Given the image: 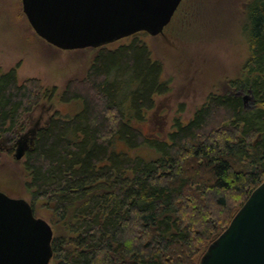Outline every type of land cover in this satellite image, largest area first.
<instances>
[{
	"label": "trees",
	"instance_id": "trees-1",
	"mask_svg": "<svg viewBox=\"0 0 264 264\" xmlns=\"http://www.w3.org/2000/svg\"><path fill=\"white\" fill-rule=\"evenodd\" d=\"M246 16L243 76L166 139L138 124L168 88L146 44L103 47L66 85L62 101L82 109L41 125L24 156L34 212L45 200L59 224L50 264H198L229 226L264 181V0H247ZM54 90L19 82L16 68L0 74V142L14 144L18 131L6 132ZM146 145L155 157L132 152Z\"/></svg>",
	"mask_w": 264,
	"mask_h": 264
},
{
	"label": "rangeland",
	"instance_id": "rangeland-1",
	"mask_svg": "<svg viewBox=\"0 0 264 264\" xmlns=\"http://www.w3.org/2000/svg\"><path fill=\"white\" fill-rule=\"evenodd\" d=\"M247 0H183L172 21L166 26V37L139 32L136 35L104 45L116 49L134 40L151 49L153 59L162 65L165 92L155 95V106L144 110L146 118L138 124L147 138L166 139L176 120L193 117L212 94L230 91L231 81L241 78L249 57V44L244 26ZM103 47L61 49L40 37L23 11L22 0H0V74L16 68L19 82L36 78L49 94L33 110L23 114L11 137L22 128L31 129L55 115H74L82 102H64L61 95L73 80H83ZM250 103V94L245 93ZM41 117V118H40ZM2 144V143H1ZM0 148V189L11 196L32 202L27 183L25 157L17 160L12 151ZM1 146V145H0ZM120 149L128 146L119 144ZM146 158L156 156L153 149L141 146L132 151ZM35 214L49 221L58 232L47 201L35 202Z\"/></svg>",
	"mask_w": 264,
	"mask_h": 264
},
{
	"label": "water",
	"instance_id": "water-1",
	"mask_svg": "<svg viewBox=\"0 0 264 264\" xmlns=\"http://www.w3.org/2000/svg\"><path fill=\"white\" fill-rule=\"evenodd\" d=\"M182 1L22 0V4L40 37L61 49H81L103 47L138 32L163 33ZM36 132L22 134L6 149L15 148L14 157L21 160L33 148ZM5 141L1 140V149ZM53 238V226L36 216L31 202L0 189V264H50ZM198 264H264V181Z\"/></svg>",
	"mask_w": 264,
	"mask_h": 264
},
{
	"label": "flooded vegetation",
	"instance_id": "flooded-vegetation-1",
	"mask_svg": "<svg viewBox=\"0 0 264 264\" xmlns=\"http://www.w3.org/2000/svg\"><path fill=\"white\" fill-rule=\"evenodd\" d=\"M166 28V27H165ZM134 35H136V34H134ZM158 35H162V36H164V37H166V33H165V29H164V32L163 33H160V34H158ZM133 36V35H132ZM246 97H244V99H245ZM41 118V117H40ZM50 119V118H49ZM49 119L48 120H46L45 121V123H47L48 121H49ZM41 126V122H40V120L39 121H37L36 123H35V125L31 128V129H29L28 131H26L25 133H27V132H32V131H35V130H37L39 127ZM25 133H22V130L20 129V130H18V135H22V134H25ZM13 149V148H12ZM12 149H10V150H7V151H12ZM15 149V148H14ZM10 195V194H9Z\"/></svg>",
	"mask_w": 264,
	"mask_h": 264
}]
</instances>
